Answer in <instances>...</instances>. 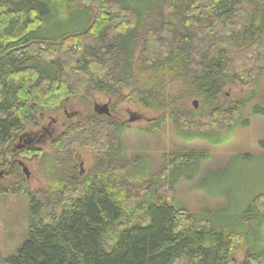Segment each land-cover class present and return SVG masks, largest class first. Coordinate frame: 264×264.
Here are the masks:
<instances>
[{"label": "trees", "instance_id": "trees-1", "mask_svg": "<svg viewBox=\"0 0 264 264\" xmlns=\"http://www.w3.org/2000/svg\"><path fill=\"white\" fill-rule=\"evenodd\" d=\"M86 2L0 0L2 152L17 141L9 154L40 156L35 148L40 138L35 140L26 128L77 95L117 96L130 88L136 103L166 109L164 73L172 76L170 82L180 79L189 95L209 107L211 124L220 130L233 127L245 103L225 107L218 98L227 84L247 78L245 64L256 63L264 71V0ZM200 10L211 14L204 28L195 16ZM235 50L245 51L238 59L239 72L231 66ZM160 72L147 85L135 75ZM100 118L86 116L54 140L62 154L57 187L42 197L29 195L27 238L13 256H0V264L264 263V193L252 198L234 228L216 227L208 216L187 213L159 188L161 183L175 187L165 175L175 178L183 169L199 167L206 154L189 152L164 156L167 165L158 176L138 174L142 193L134 196L130 174L137 167L123 158L125 125ZM27 137L33 142L24 144ZM75 145L94 149L96 164L87 174L72 160ZM259 146L264 150V140ZM191 178L186 175L187 181ZM8 192L0 189V194ZM56 207L58 213L45 215Z\"/></svg>", "mask_w": 264, "mask_h": 264}, {"label": "rangeland", "instance_id": "rangeland-1", "mask_svg": "<svg viewBox=\"0 0 264 264\" xmlns=\"http://www.w3.org/2000/svg\"><path fill=\"white\" fill-rule=\"evenodd\" d=\"M84 4H88L86 0ZM247 10L248 6H245L243 12ZM209 15L204 10L195 14L202 28L211 24ZM231 21L235 23L232 18ZM217 42L219 46L220 41ZM235 51L231 66L239 72L241 65L238 59L243 51ZM247 64L244 66L247 78L227 84L218 98V103L225 107L235 101L245 103L240 118L227 130H220L211 124L206 117L209 107L189 95L180 79L170 82L172 76L166 73L163 79L167 84V106L160 111L136 103L129 95L131 89L125 88L117 96L97 92L77 95L59 110L41 117L38 115L36 124L28 126L25 132L37 137H33L35 140L40 138L35 146L41 150L40 156L9 154L17 141L7 151L0 150V189L10 191L0 194V256L5 259L13 256L27 238L31 222L29 195L42 197L44 192L57 187L60 179L57 177L58 161L62 154L61 144L59 147L54 140L70 124L94 114L95 104L108 105L109 116H100L101 121L110 119L125 125L121 135L123 158L130 165L135 164L137 172L140 167V173L130 174L132 195L139 196L142 190L136 181L138 174L158 176L165 170L167 163L164 156L204 153L206 155L199 167H189V172L183 169L175 178L165 175V182L173 183L175 187L173 190L166 189L161 183L164 187H160L159 191L187 213L210 217L216 227L240 226V216L248 211L252 198L264 193V150L259 146L264 140V71L259 72L256 63ZM135 75L141 84L154 83L162 76L161 72ZM193 101L197 103L196 108L192 107ZM172 102L175 104L168 105ZM72 147V160L81 164L83 174L89 173L96 164L94 149L83 145ZM19 163L27 168L28 177ZM62 165L65 169L69 168V164ZM190 174L192 178L187 181L186 175ZM60 210V207L48 208L44 213H58ZM243 251L236 253L237 262L242 261ZM175 264L187 263L180 259Z\"/></svg>", "mask_w": 264, "mask_h": 264}, {"label": "water", "instance_id": "water-1", "mask_svg": "<svg viewBox=\"0 0 264 264\" xmlns=\"http://www.w3.org/2000/svg\"><path fill=\"white\" fill-rule=\"evenodd\" d=\"M93 111L97 116H108L109 115V109H108L107 104H103V105L95 104ZM31 142H33V139L30 137H27V139L24 141V144L31 143ZM19 165L22 167L23 173L28 177L27 168L22 163H19Z\"/></svg>", "mask_w": 264, "mask_h": 264}]
</instances>
